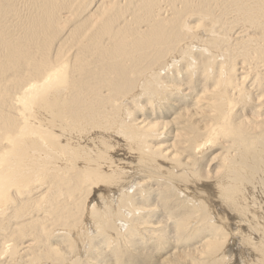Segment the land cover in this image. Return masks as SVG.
<instances>
[{"label": "bare ground", "instance_id": "obj_1", "mask_svg": "<svg viewBox=\"0 0 264 264\" xmlns=\"http://www.w3.org/2000/svg\"><path fill=\"white\" fill-rule=\"evenodd\" d=\"M0 264H264V0H0Z\"/></svg>", "mask_w": 264, "mask_h": 264}, {"label": "rangeland", "instance_id": "obj_2", "mask_svg": "<svg viewBox=\"0 0 264 264\" xmlns=\"http://www.w3.org/2000/svg\"><path fill=\"white\" fill-rule=\"evenodd\" d=\"M194 23H195V21H194ZM196 49H197V48H193V50H196ZM197 50H198V49H197ZM219 60H222V59L220 58ZM161 74H162V75L165 74V71H162ZM125 103H126V101L123 102L124 105H125ZM124 107H125V106H124ZM127 119H129V118H127ZM92 234H93V232L90 233V235H92Z\"/></svg>", "mask_w": 264, "mask_h": 264}]
</instances>
